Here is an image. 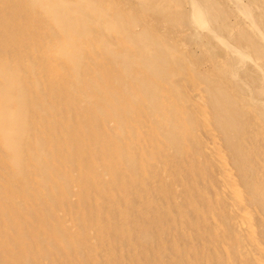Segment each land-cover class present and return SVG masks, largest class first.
<instances>
[{"label":"bare ground","instance_id":"bare-ground-1","mask_svg":"<svg viewBox=\"0 0 264 264\" xmlns=\"http://www.w3.org/2000/svg\"><path fill=\"white\" fill-rule=\"evenodd\" d=\"M0 264H264V0H0Z\"/></svg>","mask_w":264,"mask_h":264}]
</instances>
